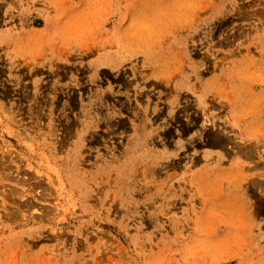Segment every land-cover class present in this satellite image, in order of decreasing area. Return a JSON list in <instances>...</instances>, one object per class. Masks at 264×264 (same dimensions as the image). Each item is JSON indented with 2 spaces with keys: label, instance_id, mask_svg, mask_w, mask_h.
<instances>
[{
  "label": "rangeland",
  "instance_id": "obj_1",
  "mask_svg": "<svg viewBox=\"0 0 264 264\" xmlns=\"http://www.w3.org/2000/svg\"><path fill=\"white\" fill-rule=\"evenodd\" d=\"M0 264H264V0H0Z\"/></svg>",
  "mask_w": 264,
  "mask_h": 264
}]
</instances>
